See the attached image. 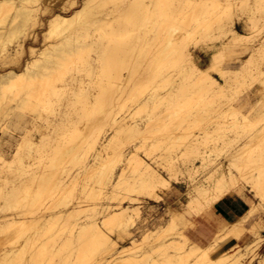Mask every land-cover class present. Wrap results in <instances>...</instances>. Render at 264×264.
Instances as JSON below:
<instances>
[{
	"label": "bare ground",
	"instance_id": "6f19581e",
	"mask_svg": "<svg viewBox=\"0 0 264 264\" xmlns=\"http://www.w3.org/2000/svg\"><path fill=\"white\" fill-rule=\"evenodd\" d=\"M18 1L21 2V7L15 6L16 0H0L1 21L5 26L10 25L4 31H0V61L6 64L10 62L11 65H14V63L19 65L22 55L27 52L29 57L20 70L16 71L9 68L0 73V114L3 113L0 116V129L6 124L7 120H9V123H13V126L16 123L21 124V122L34 125L37 119L42 118V111L51 109L50 101L52 97H57L59 102L66 103L69 108L65 114L66 119L71 120L73 118L79 123L84 121L95 123L91 132L94 140L92 142L85 141L88 147L98 151L93 155V160H89V153L84 145L69 146L67 143L51 146L49 157L54 164L69 161L74 166L81 167L82 173L86 175L88 180L98 185L91 187L92 189L83 187V193L88 192L90 197L92 196L93 199L98 201L94 202L93 207L89 210L100 213L102 217L96 218L97 216L95 215L90 217L89 220L77 223L78 229L74 231V228H71L68 236L62 242H58L55 247L43 242L40 247L38 245L37 249L33 250L34 253L32 252L31 259L26 257V249H31L34 245L33 242L31 245L28 244L29 237L24 238L29 231L33 230L35 232L38 230L37 224L40 221H48L49 223L52 219L43 218L45 216L43 214L41 216L42 219L40 217L32 223L35 217L30 221L24 217H0V231L8 230L10 233L14 232V235L17 236L16 241L13 243L14 247L11 250L8 249L10 250L9 252L0 254V264H26L29 260L31 264H45L49 252L52 257L48 260V264H244L243 260L248 251L250 250V253L254 252L253 247L261 240L257 233L254 234L253 243H247L243 248L239 245L232 246L231 251L223 253L216 259L212 258L210 254L221 244L232 239V237L236 240L242 239L245 229L242 224L257 209L249 211L245 216L243 215L244 217L241 216V218L234 220L230 226L224 227L206 247L190 246V242L188 243L187 239L179 240V238L169 244L170 248L173 249L172 252H168L166 249L162 255L156 256L151 250L144 252L143 245L149 243L158 233L166 234L175 230L179 221L183 224L185 219L183 214L171 211L174 216L170 220L169 225H159L150 231H146L142 239L131 238L130 244L119 246V240L124 241L130 237V228L134 226V223L140 217L138 207L121 203L119 206L102 203L98 206L100 204L99 201L110 200L121 187L135 189L143 196L153 200L158 198V189L170 187V182L158 169L153 167L148 160L138 156L136 144L124 149L127 143L134 140L133 137L140 130L137 123L128 122L127 116H123V107L125 106L123 94L126 90V82L132 76L138 74L140 59L143 61V58L146 60V57L148 58L149 56V64H147L146 70L150 71L151 74L153 73V75L154 73H161L163 69H169V67H174L180 74H184L189 64V72H191L189 75L195 79V82L184 83L187 91L192 86L199 88L209 85L217 90V93L215 91L214 93L218 97L227 98L226 89L229 88V79L218 67L217 58L214 57L212 59L213 63L209 68L200 69L187 48H182L173 43L172 37L175 25L172 18L173 15L169 14L170 1L160 0L156 7L148 12L144 9L140 0H129L123 7H120L118 15L109 17L110 13L107 12L108 5H117L123 0H83L69 14L65 11L54 13L48 19L46 29L43 32L44 41L59 37L57 41L44 43L42 48L29 46L28 49L25 48L24 43L29 33L27 31L30 30L31 26L35 27L38 23V12H46L49 8H44L41 5L43 0ZM74 1L73 4L75 3ZM7 6H10V9ZM213 6L215 5L213 4ZM188 7L189 10L184 11L181 19L182 28L187 29V39L195 34L207 35L212 25L218 24L217 27L226 32L229 39H233L234 42L237 41L246 49H249L246 43L249 42L250 36L235 29L226 28V25L219 23L216 18L205 16L208 13L205 8V2L201 0ZM9 11L11 16L6 15ZM102 12L104 13L98 16ZM226 16L229 18L228 15ZM145 23H152L155 39L158 40L159 47L158 49L156 47V50L154 49L151 52L144 49L143 53H139L136 50V44L139 39L138 29ZM5 26L0 27V29L5 28ZM250 62L251 56L240 67V70L242 69L240 74L244 76L252 72V75H257L256 77L261 76L260 79L264 83V71L259 67L255 70L250 68ZM123 71H127V75ZM216 71L223 78L225 77V83L220 82L213 75V72ZM80 72L86 73L91 79H98L93 81L96 90L92 97L91 92L81 91V88H83L82 78L75 76L76 73ZM68 76L71 78L69 81L67 80ZM62 82H65V84L61 85L64 88L70 84L79 88L78 91H73L74 99L69 98L66 94L67 92L59 88V83ZM134 84L136 85V83ZM115 93L118 94L115 95ZM129 99L133 104L142 99L140 90L138 88L135 89V86L132 87ZM142 100V102H147L145 98ZM173 106L167 109L165 119L179 124L188 114L183 115L178 109L179 106ZM208 113V110L204 111L202 116L207 117L209 116ZM232 114L234 116L237 113L233 112ZM248 117V115L243 116L242 121L244 125L251 126L252 124L250 125L251 121H249L250 118ZM237 124L235 122L233 125L236 126ZM107 126L112 129L115 128L111 137L107 135ZM6 127L11 129L9 124H6ZM79 134L78 131L75 136H79ZM208 137L209 134L204 137L193 136L192 138L190 137L191 140L189 141V148L193 151H198L196 159H199L203 167L211 164L214 160H212V155L208 152H199V146L203 145L205 138ZM225 142L228 145L230 141ZM97 145L100 146V149L96 148ZM231 145L234 148L233 144ZM263 147L264 127L257 128L242 146L238 145L235 150L233 149L234 151L230 153L231 157L229 154L230 159L227 167L222 163L210 166L214 167L216 165L206 181L198 182L190 189V200L186 204L189 210L188 213L197 203L210 202L212 206L214 203L225 199L236 189V172L241 174L251 172L249 189L263 206ZM37 150L42 153L43 148L37 147ZM257 150L261 152L260 157L258 161L252 162L251 156ZM103 153H107V157ZM3 158L0 154V166L3 168L11 169L14 164L24 168L20 159L16 161L17 156L15 154L10 159L6 160ZM27 167L30 168L31 166ZM195 167H199V165L194 161L186 166V171L190 176H192V171L195 170ZM129 171L133 174H143L144 179H142L141 183L131 186L127 176ZM82 173L78 172L74 176L73 185ZM54 178V176L38 177V189L36 191L30 188L29 182L18 186L15 185L10 189H5V186L1 185L0 200L2 199L7 206H12L18 201H25L31 207L41 205L45 192L46 195L50 193L47 192L49 188L53 190L65 184V177L53 180ZM51 182L53 186L51 187L50 185L49 187L48 185ZM132 200L137 199L134 198ZM80 203V201H76L73 202L71 208L53 213V215L50 213L53 218L52 221L58 222L66 215L71 216L81 211ZM211 206L207 205L208 208H211ZM196 209L199 210V208ZM203 209L205 210L206 207ZM180 222L178 225H180ZM256 226L258 225L256 224ZM109 231H115V237H112ZM178 236L181 235L178 234ZM21 239H24V241L21 242ZM32 239L34 240V238ZM50 247H54V250L51 251ZM251 249H253L252 252ZM54 257H61V259L56 258L58 260L56 261Z\"/></svg>",
	"mask_w": 264,
	"mask_h": 264
},
{
	"label": "rangeland",
	"instance_id": "374dc122",
	"mask_svg": "<svg viewBox=\"0 0 264 264\" xmlns=\"http://www.w3.org/2000/svg\"><path fill=\"white\" fill-rule=\"evenodd\" d=\"M73 1L74 0H43L41 5L44 6V8H49V10L46 12H38V23L35 27L31 26L30 30L27 31L29 33L24 40L25 48L28 49L29 46L42 48L44 43L57 41L59 37L44 41L43 32L46 29L48 19L54 13H62L65 11L69 14V12L79 6L83 0H75L74 2L76 4H73ZM127 1L129 0H123L117 5L109 4L107 8V12L110 13L109 17L118 15L120 13V7H123ZM140 1L144 9L149 12L156 7L160 0ZM169 1V14L173 15L172 18L175 25L172 37L173 43L182 48H187L200 69L209 68L213 63L212 59L216 57L218 67L221 68L220 70H222L225 76H227L226 78L229 79V88L226 89L227 98L218 97L217 94H215L217 90L209 85H204L199 88L192 86L187 91L184 83L187 82L190 84L195 82V79L189 75V73H191L189 72V64H186L187 67L185 66L186 72L184 74H180L174 67H169V69L165 68L161 73H154L153 75V73L151 74L150 71L148 72V70H146L148 67L147 64H149V56L148 58L146 57V60L145 58H143V61L142 59L139 60V63L140 61L141 63L139 64L140 70L138 74L132 76L129 81L126 82V90L123 94V103L125 105L123 107V116H127L128 122L137 123L140 130L139 133L133 137L134 140L127 143L124 149L136 144L138 156L148 160L153 167L158 169L170 182V187L167 189L166 187H162L163 190L158 189L157 200L150 199L147 196L145 197L135 189L121 187L114 193L110 200L99 201L100 204L98 206H100L101 203L119 206L121 203L138 207L140 217L134 223V226L130 228V237L124 241L119 240V246L130 244L131 238L137 240L142 239L146 231H150L159 225H169L170 220L174 216L172 212L183 214L185 219L183 224L180 221V225H178L179 222L177 223L178 227L176 225L175 229L177 231H169L166 234L158 233L149 243L143 245L144 252L151 250L156 256L162 255L166 249L168 252H172L173 249L170 248L169 244L179 238V240L187 239L188 243L190 242V246L197 245L206 247L203 246L204 244L202 243L198 245L200 242L195 235L197 232L196 229L201 227L203 216L209 214V212H216L217 205L222 200L214 203L215 205L213 204L212 206L210 202L197 203L198 205L195 204L196 207L194 206L190 213H188L189 210L186 204H188L190 200V189L198 182L206 181L217 164L222 163L227 167L231 157L230 153L235 150V147L238 145L242 146L257 128L264 127V83H262L260 79L261 76L256 77L257 75H252V72L249 73L250 75L246 74L242 76V74H240L242 72L240 67L250 56V68L255 70L259 67L264 71V0H248L247 3L249 4L246 3L247 0H202V2H205V8L208 12L205 16L213 19L216 18L219 23H224L226 28H232L250 36L249 42L246 43L249 49H246L237 41L234 42L233 39H229L228 34L217 27L218 24H213L207 35L195 34L187 39V29L182 28L181 19L184 11L189 10L188 6L201 0ZM213 4L215 6H213ZM15 6L21 7L22 4L16 0ZM7 8L10 9V6H7ZM103 13L104 12L100 13L98 16H101ZM6 15L11 16L10 11L7 12ZM226 15H228L229 18H227ZM1 19L2 18H0V27L5 26ZM9 26L1 28L0 31H4L9 28ZM138 35L139 39L136 44V50L139 53H143L144 49H147L149 52L153 51L156 47V49H158L159 42L155 39L152 23H145L141 26L138 29ZM28 57L29 55H27V52L22 55L21 63H19L20 66L14 62H12L14 65H11L10 62L6 64L0 61V73L9 68L16 71L20 70ZM123 73L127 75V71H123ZM213 75L218 78L220 82L225 83V77L223 78L219 72H213ZM75 76H78L77 78H82L83 88H81V91L91 92L92 97L96 90L93 81L98 79H91V77L87 76L84 72L76 73ZM67 80L69 81L71 78L68 76ZM134 83H136L137 86ZM63 84H65V82L59 83V88L66 91L69 98L74 99L73 91H78L79 88L72 84L64 88L61 86ZM133 86H135V89L138 88L140 90L141 98L147 99V102H142V99L135 104L131 102L129 97ZM117 94L118 93H115V95ZM58 99L57 97L51 98V109L42 111V118L37 119L34 125L21 122V124L16 123L14 127L12 125L13 123H9V120H7L6 124H9L11 129H9L10 127L7 128L6 124L0 129V154L2 158L4 157L3 159L7 160L15 154V156H17L16 161L20 159L24 167L20 168L19 165L14 164L11 169L7 167H4V169L0 166V186L2 185L5 186V189H10L15 185L18 186L22 183L29 182L30 188L36 191L38 189L37 179L40 176H54L55 178L53 180L59 177H65V184L59 188L53 190L49 188L50 185L51 187L53 186L52 182L48 185L49 190H47V192L50 193L46 195L45 192V196H43L42 202L40 203L41 205L31 207L25 201H18L12 206H7L1 199L0 217H24L26 219L28 218L27 220L29 221L35 217L36 220L34 219L32 220L33 222L31 221L34 223V221H37L45 214L43 218H51L53 220V213L55 214L66 208H71L73 202H81V211L71 216L66 215L58 222L52 220L49 223L48 221H40V223H38L39 225L37 224V231L34 232L31 230L28 232V235L24 239L29 237L28 244L31 245L33 242L34 245V248L26 249V257L29 259H31L33 250L37 249L38 245L40 247L43 242L45 244L48 243L47 245L49 246L55 247L58 242H62V240L68 236L71 228H74V231L78 229L76 226L77 223L89 220L90 217L95 215L97 216L96 218L102 217L100 213L99 215L98 212L89 210L97 200L93 199L92 196L90 197L88 192L83 193V187L89 189L98 185L88 180L86 175L82 173L83 170L81 167L80 169L69 161L54 164L49 157L51 146L64 145L65 143L69 146L84 145L86 147L85 149L88 150L89 160H93V155L95 152H98L88 147L85 143V141L92 142L94 140L91 132L94 129L95 123L87 121L79 123L73 118H71V120L66 119L65 114L69 108L65 102L61 103ZM172 106H179L178 109L183 115L188 114L179 124L165 119L167 109ZM207 110L209 111V116H202V114L204 115V111ZM233 112L237 114L233 116ZM2 115L3 113L0 114V116ZM246 115L250 118V120H248L251 121V126L244 125L242 121L243 116ZM235 122L238 123L236 126L233 125ZM78 131L80 133L79 136H75V133ZM106 131L107 135L111 137L114 134L115 128L112 129L110 126H107ZM208 134L209 137L205 138L203 145L199 146V152H208L212 155V160L214 159L215 161L213 160L211 164L203 167L199 159H196L198 151H193L189 148V141L193 136L204 137ZM225 141H230L231 143L229 142L227 145ZM231 144H233L234 148H232ZM37 147L43 148L42 153L37 150ZM96 148L100 149V146L97 145ZM262 149L264 150V147ZM260 153V150L254 151L251 156L252 162L258 161ZM103 155L107 157V153H103ZM192 161L196 162L199 167H195V170L192 171V176H190L186 171V166L191 164ZM213 164L216 165L210 167L213 166ZM27 166L31 167L28 168ZM78 172L82 174L73 185L72 181ZM127 176L131 186L141 183L142 179H144L143 174H133L130 171L127 173ZM236 177V189L227 197L233 202L243 199L249 205L243 208L241 213L238 214V218H241L243 215L245 216L249 211L255 209H257V212L254 216L248 218L247 220L249 221L244 224L246 229H244V236L242 239L236 240L232 237V239L221 244L214 250L210 256L216 259L223 253L231 251L233 248L232 246L235 247L236 245L243 248L247 243H253L254 234L257 233L259 234V238L261 237V240L258 238L260 242L253 247L254 252H252L253 249H251L253 254L250 253L249 250L243 263L264 264V203L262 206L260 200L255 198L254 194L249 189L251 172L247 174L236 172ZM134 198L137 200H132ZM207 205H210L211 208H208ZM37 207L40 208L38 209ZM204 207H206L205 210L203 209ZM196 208H199V210ZM217 216L221 217L219 213ZM231 224L233 223L227 226ZM256 224L262 230L256 226ZM252 230L254 233H252ZM110 233L112 237H115V231ZM14 234V232L10 233L8 230L0 231V254H5L14 247L13 243L17 239V236ZM178 234L181 236H178ZM32 238H34V240ZM24 239H21V242H23ZM54 247H50L51 251L54 250ZM51 257L49 252L45 264H48V260ZM56 258L59 260L61 259V257H54L56 261H58ZM26 264H31L30 260L26 262Z\"/></svg>",
	"mask_w": 264,
	"mask_h": 264
},
{
	"label": "crops",
	"instance_id": "0c3cea01",
	"mask_svg": "<svg viewBox=\"0 0 264 264\" xmlns=\"http://www.w3.org/2000/svg\"><path fill=\"white\" fill-rule=\"evenodd\" d=\"M247 206L249 205L243 199L233 202L231 199L226 197L219 202L216 212H209V214L203 216L201 227L196 229L197 232L195 235L200 242L198 245L202 243L204 244L203 246H207L224 227L232 223L234 220L239 219L238 214L241 213L243 208ZM218 213L222 218L217 216ZM255 213L250 215V217L254 216ZM248 221L249 220L244 221V224ZM244 227L246 229V226Z\"/></svg>",
	"mask_w": 264,
	"mask_h": 264
}]
</instances>
